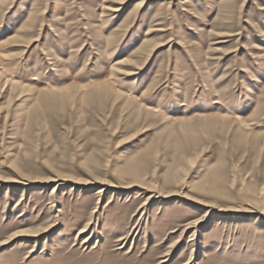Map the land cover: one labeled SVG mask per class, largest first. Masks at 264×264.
<instances>
[{
  "label": "rangeland",
  "instance_id": "obj_1",
  "mask_svg": "<svg viewBox=\"0 0 264 264\" xmlns=\"http://www.w3.org/2000/svg\"><path fill=\"white\" fill-rule=\"evenodd\" d=\"M0 264H264V0H0Z\"/></svg>",
  "mask_w": 264,
  "mask_h": 264
},
{
  "label": "bare ground",
  "instance_id": "obj_2",
  "mask_svg": "<svg viewBox=\"0 0 264 264\" xmlns=\"http://www.w3.org/2000/svg\"><path fill=\"white\" fill-rule=\"evenodd\" d=\"M124 1V0H123ZM117 9V8H116ZM82 231H85V229L84 230H82ZM36 235V234H35Z\"/></svg>",
  "mask_w": 264,
  "mask_h": 264
}]
</instances>
